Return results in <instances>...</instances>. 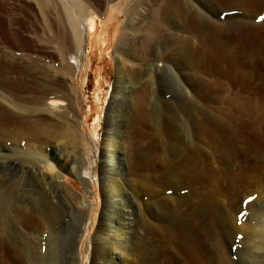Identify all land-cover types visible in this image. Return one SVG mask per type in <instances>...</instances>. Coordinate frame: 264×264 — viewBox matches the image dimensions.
<instances>
[{
    "label": "bare ground",
    "instance_id": "6f19581e",
    "mask_svg": "<svg viewBox=\"0 0 264 264\" xmlns=\"http://www.w3.org/2000/svg\"><path fill=\"white\" fill-rule=\"evenodd\" d=\"M30 1L48 31L40 34L38 40L31 36L28 43L22 23L13 21L8 11L7 16L0 15V264L14 260L19 264H38L29 235L20 231L19 236L18 227L55 232L68 216L66 204L70 200H79L83 207L88 205L62 180L66 173H75L88 187L87 165L82 163L75 168L70 161L61 162L60 172L49 174L47 167L53 170V160L64 159V153L56 152L50 142L58 140L62 130L75 133L78 124L76 112H65L69 107L73 109L77 96L72 84L76 83L72 73L78 65L72 54L74 46H80V52L85 50L89 66L96 67L95 50L109 38L94 17L85 16L87 5L82 1ZM127 1L119 0L124 5ZM203 7H215L218 19L203 21ZM233 9H243L247 16L221 19L224 11ZM253 10L256 13H250ZM48 14H52L57 32L48 22ZM136 14L137 24L131 20L127 26L140 24L136 29L141 35V49L150 50V33L166 26L169 35L164 37L170 46L169 54L185 71L176 75L191 87V91L183 89L182 103L190 127L181 115H167L160 126V133L168 136L164 139L166 144L178 154L176 160L163 164L168 173H175L180 180L206 187H201L197 199L190 202L191 210L183 215L182 234L176 235L169 227V233L153 240L154 245L165 254L168 248L178 250L186 264H232L223 238L225 232H221L235 218L239 225L229 227V236L239 237L238 252L250 253L255 247L262 250L260 256L264 259V0H154L146 14ZM35 41L52 52L41 48L39 55L31 54L27 49ZM130 46L122 41L116 48L118 72L127 61ZM203 73L212 76L205 78ZM63 97L68 99V105ZM204 101L214 103L216 112ZM63 112L65 120L61 121ZM148 119L145 122L151 121ZM190 128V141L171 137L174 131L185 136ZM103 154L106 211L119 236L123 237L125 227L128 238L132 222L126 212L134 205V199L126 187L114 186L113 174L122 175L116 160L120 159L121 150L117 143L113 148L109 132ZM243 200L247 202L246 209L238 213ZM257 200L263 201L256 205ZM229 204L237 207V213L226 210ZM85 215L78 218L80 232L87 227ZM104 232L98 233L104 246L99 255L105 264H121L120 254H127L129 242L121 239L107 246L108 239L115 237ZM159 233L162 236L161 229ZM82 246H78L79 260Z\"/></svg>",
    "mask_w": 264,
    "mask_h": 264
},
{
    "label": "rangeland",
    "instance_id": "374dc122",
    "mask_svg": "<svg viewBox=\"0 0 264 264\" xmlns=\"http://www.w3.org/2000/svg\"><path fill=\"white\" fill-rule=\"evenodd\" d=\"M78 1L87 5V9L83 11L85 16L94 17L109 38L100 49L95 50L96 67L89 66V58H85L84 55L85 50L80 52V46H74L72 54L78 65L77 70L72 73L76 83L72 82V84L77 96L73 109L69 107L65 112L66 114L70 112L72 115L76 112L78 124L75 133H63L62 130L60 138L50 142L53 143L56 152L64 153V159L53 160V170L47 167V172L49 174L60 172L61 162L70 161L75 168L82 163L83 166L86 164L87 180L90 178L88 187L75 173H66L62 180L69 183L77 196L85 198L88 205L83 207L79 200L73 199L68 205L65 203L69 210L68 216L55 232L41 233L18 227L19 231L15 230L14 233L16 234L17 231L21 236L19 233L21 231L29 235L38 264H105L106 262L98 253L104 248L98 239L100 230L101 232L105 230L104 233L107 235L114 234L113 240L108 236L107 246L115 245L121 239L123 242H129L127 254H120L121 264H186L184 256L179 254L178 250L168 248V253L165 254L153 243V240L169 233V227H173L172 232L176 235L182 234L180 231H182L183 215L191 210L190 202L197 199L198 191L206 188L196 187L180 180L175 173H168V169L163 164L164 161H174L178 157L177 152L170 149L164 140L168 138L167 134L159 131L165 117L181 115V119L185 118L186 124L190 127L189 116L183 111L182 103L183 89L191 91V87L189 82L179 80L176 75V72L183 74L185 71L169 54L170 46L166 43L168 29L166 26L155 28L148 40L150 50H142L141 35L136 29L140 24L135 26L138 20L134 17L138 18L136 13L146 14L154 0H128L126 5L119 0ZM112 6L115 10H112ZM238 7L240 6L236 8ZM214 8H201L203 21H208L210 18L218 19ZM0 9V15L3 14L1 16H7L5 11H8L13 21L22 23L25 27L23 34L27 42L32 39L31 36L34 38L37 36L35 39L38 40L41 35H46L48 32L36 5L30 0H0ZM126 10H128L127 14ZM250 13L256 12L253 10ZM221 16H223L221 19L230 16L246 17L247 13L243 9H233L224 11ZM47 17L48 22L57 32L58 27L54 24L52 14H48ZM131 20L135 21L133 28L127 26L128 23L130 25ZM122 41L129 42L131 46L130 51L127 52L124 67L121 72H118V57L115 52ZM41 48L35 41L34 45L29 46L27 50L35 55H39L40 50L52 52L46 47L42 48L43 50ZM88 49L89 54L92 55L89 46ZM58 61L55 62L61 64ZM143 67L147 69L143 70ZM203 76L211 78L212 74L203 73ZM181 84L185 87H181ZM63 99L68 105V99L64 97ZM204 103L216 112L214 103L207 101ZM65 112L60 113L61 121L65 120ZM148 118L151 120L149 123L145 122ZM108 132L113 148L117 143L121 150V157L120 159L116 157V160L119 161L117 166L122 169V175L113 174L114 186L126 187L134 199V205L128 207L126 212V217L132 222L128 238L125 227L123 237L119 236L113 223L110 222L105 206L107 191L102 182L101 159L105 156L103 153ZM191 133V128L185 136L181 135L180 131H174L171 137L183 142L187 141L186 137L190 141L193 138ZM220 164L223 166L222 163ZM261 186L263 187V184ZM244 201L238 213L246 209L247 199ZM261 201L263 200H257L256 205H259ZM236 209L237 207L232 204L226 208L229 212H236ZM83 214H86L87 227L80 232L77 227L78 218H81ZM235 221L234 218V221L226 225V229H222L221 232H225L223 238L230 250L232 264H264V259L260 256L261 249L259 251L254 247L250 249V253L246 254L238 252L241 246L239 237L229 236L231 227L239 225L237 223L239 219L236 224ZM158 229H161L162 236L160 233L157 234ZM18 243L21 244L20 241ZM80 245H83L80 252L81 260L79 257L77 259ZM10 264L19 263H15L14 260Z\"/></svg>",
    "mask_w": 264,
    "mask_h": 264
}]
</instances>
